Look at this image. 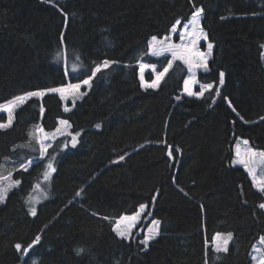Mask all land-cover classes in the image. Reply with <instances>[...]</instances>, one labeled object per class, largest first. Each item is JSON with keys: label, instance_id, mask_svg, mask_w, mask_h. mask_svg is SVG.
I'll use <instances>...</instances> for the list:
<instances>
[{"label": "trees", "instance_id": "trees-1", "mask_svg": "<svg viewBox=\"0 0 264 264\" xmlns=\"http://www.w3.org/2000/svg\"><path fill=\"white\" fill-rule=\"evenodd\" d=\"M193 4L204 9L207 35L196 48L205 55L209 43L213 49L208 71L193 70L192 91L213 88L188 96L184 81L193 72L182 60L157 88H141V63L150 83L172 59L145 54L148 41L187 44L180 33ZM104 60L117 63L97 73L90 88L83 85ZM69 83H81L86 94L32 97L0 130V187L20 181L0 203V264H255L252 256L264 255V210L257 207L264 196L234 163L237 148L242 155L264 152V0H0V104ZM7 120L0 111V122ZM37 127L51 145L44 156ZM50 161L56 171L45 181ZM40 182L47 195L33 216L29 200ZM141 204L147 211L133 238L120 239L114 222ZM152 220L161 222L159 235L142 250ZM218 233L232 234L227 253L214 251ZM36 236L39 243L25 254Z\"/></svg>", "mask_w": 264, "mask_h": 264}, {"label": "snow or ice", "instance_id": "snow-or-ice-1", "mask_svg": "<svg viewBox=\"0 0 264 264\" xmlns=\"http://www.w3.org/2000/svg\"><path fill=\"white\" fill-rule=\"evenodd\" d=\"M46 2L54 3V0H46ZM193 7L195 10L192 12L190 20L186 24H184L183 32L180 33V38L182 41L184 40L185 37L189 38V41L187 44L171 43L170 37H165L163 40H158L156 36H152L151 39L148 41L147 52L145 54H150L152 56H163L166 52H168V53H171L172 59L167 61V67H164L162 72L157 73L156 79L150 83L145 82V79H144V70L148 66L141 63L140 64V87L141 88H144L145 90L149 88H152V89L157 88L159 85V81L163 78L165 73H167L168 70L172 67L173 61L175 60H182L188 66L189 71L193 72V75L184 81V91L187 93L188 96L196 95L199 97H203L205 92L213 88V84H202L200 86L199 92L194 93L192 91V85L196 83L195 73L193 70L195 68H203L204 71L206 72L208 71L207 60L211 56L212 49H213V45L209 43L207 45V55H205L204 53L200 52L196 48V45L199 42V40L201 38L207 39V35L206 33L203 32V29L200 27V21L204 13V9L203 7H196L194 4H193ZM64 15L67 16L66 13H64ZM180 24H181V21L177 20L176 23L172 26L171 32L176 33L177 26ZM60 40H61V43H63V40H64L63 33H61ZM57 56L59 58L60 54L58 53ZM77 59H79V57H77ZM114 63H117V62L111 61V60H104L102 61V63H99V64H95L94 62L95 67L91 71L88 78L82 80L81 83L83 85H87L90 88L91 81L97 75V73L101 72L104 69L109 68ZM77 67L78 66L76 64H73L71 71L73 73L76 72ZM64 75L65 76L69 75L67 66L64 69ZM224 75L225 74L222 71L219 73V84L220 85L224 84ZM81 83H75V84L69 83L66 86L59 87V88H48L46 90L30 91L23 95L15 96L4 104H0V111L7 112L8 114L7 122H0V130H5L12 126L14 110L20 105L27 102L32 97L42 98L48 92L59 93L61 99L66 98L67 94H72L73 96L80 94L82 96V95H85L86 93H80ZM215 91H216V95L219 96L220 89L217 87ZM177 99H180V97H177ZM225 99L227 100V97H225ZM229 107H231L230 101H229ZM232 110L235 112V108H233ZM64 111L68 112L70 111V109L68 107H65ZM40 112H41V115H43L44 113L43 106H41ZM261 120H264V117H261ZM59 123L60 125L71 127L68 120H60ZM95 127L99 129L101 125L96 124ZM35 132L39 133V135L37 136V143L40 144V148H39L40 155L44 156L47 152V149L51 147L50 144H45L43 142V140L47 138L48 134L44 132V129L42 127H37ZM56 132L62 133V129L57 128ZM30 135H33V134H30ZM52 135H55V134L53 133ZM78 135L79 133L76 134V136ZM76 136H73L72 138L73 140L72 147L76 146ZM243 143L245 145H248L247 140H245ZM65 146L67 147V145ZM176 151H179V149H176ZM168 155L172 156L171 150L168 152ZM236 156L238 157V159L234 161V163L240 164L244 167L248 175L252 178L253 187L261 194V196H264V152L257 153L253 151L251 148H248L242 155L240 152V149L237 148ZM120 159L123 160L124 157L121 156ZM29 164H31V161L29 162ZM22 167L24 168L25 171H27V167L23 165ZM258 168L260 169L259 178H258V173H257ZM55 171L56 169L54 168L52 162L50 161L47 165V170L44 172L45 181L49 180L51 178V173ZM10 177H11V173H9L8 179H10ZM0 179H4V178L0 177ZM19 184H20V181L17 180V181L10 183L7 188L0 187V203L4 202L10 188L16 185H19ZM36 187L39 188V185H37ZM241 194L243 195V192ZM77 195L79 196L80 193H77ZM153 199H155V197H153ZM257 207L260 210H264V202L259 203ZM146 211H147V206L144 204H141L139 206V209L135 211L133 215H123L119 217V219H117L114 222V227H113V231L115 232L116 236L119 237L120 239L131 241V239L133 238L132 230L136 227L139 221V218ZM30 214L33 216L36 215V209L34 207L30 208ZM148 214L150 215V213ZM103 219L108 220L109 217L105 216L103 217ZM160 224L161 222L159 220H152L151 226L148 227L147 234L145 235L144 239L139 241V243L143 245L142 250H146L148 248L149 241L155 239V237L159 235ZM232 238L233 237L231 233H228L226 236H222L221 234L218 233L213 238L214 241H218V243H216L215 245L214 251L216 253H220V252L227 253L229 250L228 245H229V242L232 240ZM39 241H40V236H36L32 244H29L27 248H24L23 252L26 254L29 251V249H31L35 244H38ZM259 243L264 245V236L260 237ZM21 247L22 246L19 243L15 245V248L18 252L21 251ZM254 250L257 252L262 251L261 249H254ZM83 252H84L83 248H79L76 250V254L78 256L81 255ZM252 260L255 262V264H264V255H260L259 257L252 256Z\"/></svg>", "mask_w": 264, "mask_h": 264}, {"label": "rangeland", "instance_id": "rangeland-1", "mask_svg": "<svg viewBox=\"0 0 264 264\" xmlns=\"http://www.w3.org/2000/svg\"><path fill=\"white\" fill-rule=\"evenodd\" d=\"M37 185H39V188H37V187L35 188V191L29 200L31 206H33V207L36 206L40 201H42L45 198V196L47 195L46 189H47L48 185L46 184V182H40ZM36 207H34V208L36 209Z\"/></svg>", "mask_w": 264, "mask_h": 264}]
</instances>
